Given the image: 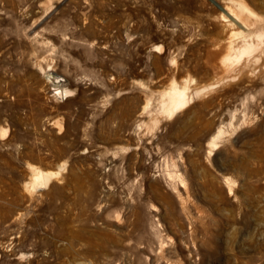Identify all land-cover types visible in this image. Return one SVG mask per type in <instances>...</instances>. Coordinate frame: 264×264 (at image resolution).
<instances>
[{"label":"rangeland","instance_id":"1","mask_svg":"<svg viewBox=\"0 0 264 264\" xmlns=\"http://www.w3.org/2000/svg\"><path fill=\"white\" fill-rule=\"evenodd\" d=\"M233 1L0 0V264H264V0Z\"/></svg>","mask_w":264,"mask_h":264},{"label":"bare ground","instance_id":"2","mask_svg":"<svg viewBox=\"0 0 264 264\" xmlns=\"http://www.w3.org/2000/svg\"><path fill=\"white\" fill-rule=\"evenodd\" d=\"M231 4H234L235 1L233 0H230ZM241 2V1H240ZM244 8L246 7L245 4H241ZM238 6V5H237ZM247 9V7L245 8ZM224 10L226 11V14H228V16H230L232 18V21H230L232 24H236V23H240L239 22V16L241 15V9H237L235 6L232 7V6H227L224 8ZM249 11V9H247ZM250 14L251 11H249ZM226 19V18H225ZM227 20V19H226ZM229 21V20H227ZM51 79H53V82L55 84V86L53 85V88L51 89V94L52 96L62 100V99H66L68 97H71L72 94L70 91H67V90H59V88H57V83L60 81V79L55 76V75H51L50 76ZM166 96V100H164L161 104V110L165 113V117H166V120L170 119L171 117H173L175 114H177L181 109L182 107L185 105L186 101H187V95L186 93L181 90H172L171 92L165 94ZM154 123L158 122V119L155 118L153 120ZM223 136V131L221 129H219L213 136L210 137V139L207 141L206 143V146H207V150H206V155L208 158H210L214 151H216L218 148H219V144H221V140ZM181 178V176H180ZM44 177L42 174H38L36 176V180H39V181H43ZM225 182L227 183L228 185V191L231 192V185L230 186V181L229 180H225ZM182 187H186V181L183 179L181 181V184H180ZM180 186V187H181ZM176 187L173 188V192L176 194L178 191H176ZM178 195V199H180L182 202V208H184V202H183V199L181 198L179 192L177 193ZM151 210L153 211H157V207L152 205L151 206Z\"/></svg>","mask_w":264,"mask_h":264}]
</instances>
